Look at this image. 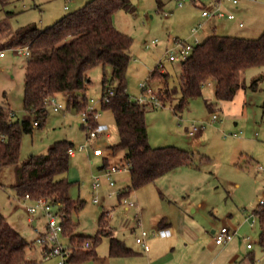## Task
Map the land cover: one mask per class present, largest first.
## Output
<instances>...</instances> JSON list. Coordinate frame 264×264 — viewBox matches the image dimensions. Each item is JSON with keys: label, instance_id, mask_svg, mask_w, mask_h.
<instances>
[{"label": "rangeland", "instance_id": "rangeland-1", "mask_svg": "<svg viewBox=\"0 0 264 264\" xmlns=\"http://www.w3.org/2000/svg\"><path fill=\"white\" fill-rule=\"evenodd\" d=\"M93 1L10 0L6 4L0 1V27L4 28L0 34V48L6 52L4 57H0V104L14 111V120L29 117L33 124L36 119L41 122L33 125L32 132L24 133L20 164L32 156L46 153L56 140L73 142L74 155L70 158L67 173L72 181L69 194L75 200L84 199V203L72 213V219L77 224L76 231L78 229L79 233L90 238L94 245L91 248L95 247L97 253L80 264H146L148 253L137 243V237L141 236L142 230H147L152 251L162 252L167 248L170 236L153 234L159 229L157 217H176L182 209L188 211L191 220L203 226L205 230H198L202 236L209 237L210 242L213 239L210 223L213 221L218 228L224 224L237 227L240 236L235 241L237 249L243 257H248L252 251L255 264H264V248L260 242L261 218L254 212L264 199V170L259 169L260 165L264 167V116L261 108L264 65L250 67L244 72L246 88L239 89L232 101H217L214 85L205 84L203 95L192 99L183 112L176 113L179 98L166 95L165 90L167 87L179 89L183 59L168 60L167 49L175 44V39L194 45L207 33H212L208 29L207 33L193 35V27L206 20L201 18V7L193 0H161V8L159 0H130L135 11L121 9L114 16L115 25L134 39L127 72L128 92L133 99H139L147 94L142 88L147 85L164 100V105L148 103L145 107L151 145H177L193 154L192 163L179 166L156 181L132 190L127 197L135 200L139 207L127 209L123 197H119L130 183L127 160L122 153L105 152L106 145L117 143L120 135L113 111L103 107L102 79L105 71L102 65L90 71L92 82L85 91L88 105H94L99 113L98 123L108 126L97 138H90V128L83 121V112L70 107L65 94L56 96L59 110L48 104L45 120L25 110L28 58L14 51L18 46L13 45L18 38L16 31L27 25L44 29L65 14ZM180 2L184 5L180 6ZM65 4L69 9L64 8ZM233 12L237 15L235 20L224 18L215 21L216 33L257 38L264 32V0H240L238 9ZM240 21L244 23L243 27L238 25ZM155 39L157 42L153 43ZM161 62L168 76L151 78V73ZM256 78L259 79L258 84L253 89L250 85ZM206 100L216 103L214 111L207 108ZM214 113L219 115L216 122H212ZM193 125L199 129L189 135L188 130ZM234 133H239V136ZM97 149H101L102 154H98ZM105 156L108 157L106 163ZM18 165L0 167V212L31 242L32 246L27 251L29 258L37 259L36 264H58L60 257L47 256L46 245L37 241L46 231L48 217L41 209L31 214L29 207L36 203L18 196L13 187ZM112 166L120 169L109 176L107 171ZM97 178L100 185L95 190L93 183ZM94 198L98 199L97 203ZM199 202L204 203L203 207L198 206ZM53 210L60 211V206L54 205ZM104 212L109 215V225L115 236L134 253L111 255L108 236L95 243V235L101 227L99 219ZM252 220L255 221L253 226ZM106 226L110 231L108 222ZM65 235L66 232L60 235V242L64 247H70L72 254L89 250L84 247L88 239H76L70 244ZM247 235L249 240L244 238ZM250 242L253 249L247 247ZM197 245L190 247L192 254H195Z\"/></svg>", "mask_w": 264, "mask_h": 264}, {"label": "trees", "instance_id": "trees-1", "mask_svg": "<svg viewBox=\"0 0 264 264\" xmlns=\"http://www.w3.org/2000/svg\"><path fill=\"white\" fill-rule=\"evenodd\" d=\"M0 1L6 4L10 0ZM158 5L162 7L161 0ZM121 9L135 11L130 0H95L65 14L44 29L36 25L20 27L16 31L17 41L13 44L28 45L31 49L26 65L24 107L44 120L49 99L59 94L67 96L70 107L88 112L85 91L92 82L90 71L97 65L103 66V107L113 111L120 135V140L109 148L113 153L125 152L131 176L129 186L119 193L120 198L179 166L193 162V154L188 150L177 145L155 147L149 141L146 104L133 99L127 90L134 39L114 23L115 14ZM3 32L4 28L0 27V34ZM263 65L264 32L257 38L214 32L194 45L192 53L183 60L179 89L167 87L166 95L179 98L176 113L183 112L192 99L202 96L205 84H214L217 101H232L239 89L246 88L244 72L250 67ZM167 76L159 64L150 77ZM258 80L252 81L251 88H256ZM110 90L114 94L106 101L103 98ZM158 97L164 105L162 97ZM206 106L214 111L216 103L206 100ZM261 108L264 116V101ZM14 115L10 107L0 104V133L6 136L4 140L0 139L2 169L20 164L23 135L32 132L34 125L29 117L14 120ZM90 117L91 123L97 125L98 120L92 113ZM35 121L41 124L38 119ZM72 146L73 142L67 139L56 140L46 153L32 156L18 165L13 187L20 197L28 193L32 200L47 198L53 205H59L64 233L71 242H76L90 238L77 233V224L72 219V213L82 207L81 201L69 196L72 181L67 173ZM255 213L261 218L260 242L264 248V205L259 204ZM99 222L101 228L95 235V243L108 236L111 255L134 253L123 240L107 230L106 212ZM30 247L31 242L0 212V264H36V260L27 258ZM91 247L73 253L68 264H80L96 256L95 247Z\"/></svg>", "mask_w": 264, "mask_h": 264}, {"label": "built area", "instance_id": "built-area-1", "mask_svg": "<svg viewBox=\"0 0 264 264\" xmlns=\"http://www.w3.org/2000/svg\"><path fill=\"white\" fill-rule=\"evenodd\" d=\"M195 3H197L202 10V16L208 19H229V20H235L237 18V15L235 12L229 10L226 5H231L233 7H239L240 0H193ZM180 6L184 5V2L179 3ZM69 5H65V9H68ZM239 26H244V23L240 21ZM204 27V23H199L198 26L193 27V35H198V33L201 32V30ZM157 40H153V43H156ZM201 41L197 40L195 44L199 43ZM194 44V45H195ZM193 44H189L185 40L175 39V44L167 49V59L170 61L176 60L178 57L182 58L183 60L186 59L193 50L194 47ZM14 51L19 55H24L27 58L31 56V49L28 45L23 46H17L14 48ZM6 55L5 49L0 48V57H4ZM162 64V62L160 63ZM142 88L145 89L144 92H147V94L143 95L141 98L138 99L139 102L143 104L152 103L156 106L162 105L161 100L159 99L158 95L147 85H143ZM114 91L110 90L108 95L104 96V100L109 101V96L113 95ZM48 104H53L55 110H59L58 102L56 99V96H53L49 99ZM90 113H92V116L94 119L98 120L99 113L97 112V109L94 107V105H88V112H83V121L88 123L90 128V138H97L102 133H104L108 126L105 124L98 123L97 125H93L91 123V117ZM219 115L217 113H214L212 116V122H216ZM34 125H38V122L34 121ZM199 127L197 125H193L191 129H189L188 133L189 135L194 134ZM242 133V132H241ZM235 136H239V133H234ZM6 138L5 134L0 133V139L4 140ZM96 152L98 154L102 153L101 149H97ZM71 153H73V149H71ZM120 168L117 166H112L109 168L108 175L110 176L112 173L116 172ZM259 169L264 170L263 166H259ZM100 185L99 180L94 182V187H98ZM111 185H114V182L111 181ZM25 199H31L30 194H26L24 196ZM97 201V199H95ZM36 205L29 207V212L35 213L38 211V209H41L43 213L48 217V223L47 228L44 233L41 234V236L38 238V242L41 244L46 245V247L49 248V254L50 255H57L60 257V260L58 264H68V261L72 255V249L69 247H64L63 243L60 242V235L64 233V224L62 219V214L60 211H54L53 210V204L51 201L47 198H39L36 200H33ZM124 204L131 207H139L137 202L135 200L129 199L127 196L123 197ZM260 205H264V199L260 201ZM249 218H247L248 220ZM255 223L254 220H252L251 225L253 226ZM153 234H158L162 237H168L171 235V231L168 228H159L157 232H153ZM238 234V228L235 226H231L229 224H224L215 232L213 233V240L216 245H224L229 242H231ZM149 232L147 230H142V234L140 237H137L136 241L137 243L141 244L144 250L148 251L150 250V245L148 244V237ZM245 239L249 240L250 236H244ZM52 244V245H51ZM91 241L87 240L84 243L85 248L91 247ZM248 248H252L253 244L250 242L247 244Z\"/></svg>", "mask_w": 264, "mask_h": 264}, {"label": "crops", "instance_id": "crops-1", "mask_svg": "<svg viewBox=\"0 0 264 264\" xmlns=\"http://www.w3.org/2000/svg\"><path fill=\"white\" fill-rule=\"evenodd\" d=\"M226 7L229 10L234 9L236 11V9H238V7H233L229 4L226 5ZM64 8H65V6H64ZM201 18L204 20L206 19V20L204 22L203 29L201 30L200 33H198V35L202 34V33H207V31H209V30H212V33L216 32V26L217 25L215 24V21L217 19H208V18H205L203 16H201ZM212 33L211 32L207 33V35L204 37V39L207 36L211 35ZM26 118H28V117H26ZM110 146L111 145H106L107 149L105 152H108L110 154H118V153L121 154L122 153V155L125 156L124 151H120L118 153H113L112 150L109 148ZM71 154H72L71 156H73L74 152ZM107 160H108V157L105 156L104 157L105 163L107 162ZM104 166H105V164L102 167H104ZM130 182H131V176H130ZM129 184L127 185V187L129 186ZM127 187H125L123 190H125ZM93 188L95 190L97 189L96 187H94V183H93ZM131 192H132V190L127 192V194L124 196H129V194ZM69 196H70V194H69ZM70 197L72 198V196H70ZM95 199H97V198H94L93 201L95 203H97L98 199H97V201ZM79 201H81L82 204L84 203V199L83 200L80 199ZM203 204H204L203 202H199L198 206L201 208V207H203ZM126 208L129 209L132 207L126 205ZM133 208H137V207H133ZM196 211H197V208L194 209V212H196ZM254 212H255V210H254ZM31 214H34V213H31ZM108 218H109V215L107 213L108 227L110 228L112 235H115L113 232L112 226L109 225V219ZM35 222L36 221L34 220V224H35ZM215 222L216 221H213L212 223H210L211 227H212V230L210 231L211 236L213 235L215 230L218 229V227H216ZM157 226L159 228L170 229L171 235L169 237L168 246H167V248H165V250H163L162 252H159V253L153 252L151 247H150V250H148V251L144 250V248L142 247L143 250L146 253H148L146 264H255V257L253 255L252 251H250L248 253V257H243V255H242L243 253L237 249V246H236L237 244H235V241H238L237 239H239V237H240V236H238V234L231 242L224 244V245H216L213 239L210 242L209 237H207L206 235L202 236L203 234H201L199 232L198 228L202 229L203 226L198 224L197 221L191 220V218H189L188 211L186 209H182L180 211V213L176 215V217H168L167 215L158 216L157 217ZM106 228H107V226H106ZM77 233H79L78 229H77ZM79 234H81V233H79ZM65 237L70 241V239L67 235H65ZM109 240H110V238H109ZM71 243L72 242L70 241V244ZM91 243H92V241H91ZM92 245L93 244H91V246ZM194 245H197L198 247L195 250V254H192L190 247H192ZM249 249H253V247L249 248ZM45 251H46V255L50 256L48 247H46ZM96 255H97V253H96ZM27 258L30 260H37V259L29 258L28 256H27Z\"/></svg>", "mask_w": 264, "mask_h": 264}]
</instances>
